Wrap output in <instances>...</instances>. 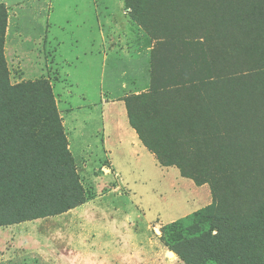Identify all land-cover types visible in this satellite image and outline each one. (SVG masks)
I'll return each mask as SVG.
<instances>
[{
	"label": "trees",
	"instance_id": "16d2710c",
	"mask_svg": "<svg viewBox=\"0 0 264 264\" xmlns=\"http://www.w3.org/2000/svg\"><path fill=\"white\" fill-rule=\"evenodd\" d=\"M155 41L150 87L123 99L160 167L212 202L174 221L188 264H264V0H124ZM0 3V226L83 202L50 84H11ZM176 228V230H173Z\"/></svg>",
	"mask_w": 264,
	"mask_h": 264
},
{
	"label": "rangeland",
	"instance_id": "374dc122",
	"mask_svg": "<svg viewBox=\"0 0 264 264\" xmlns=\"http://www.w3.org/2000/svg\"><path fill=\"white\" fill-rule=\"evenodd\" d=\"M0 3L9 81L50 84L83 193L66 212L0 226V264H188L172 251L167 226L208 206L210 188L122 141L110 122L124 106L106 113L100 104L149 89L155 41L124 0ZM55 55L63 62L48 72Z\"/></svg>",
	"mask_w": 264,
	"mask_h": 264
},
{
	"label": "crops",
	"instance_id": "0c3cea01",
	"mask_svg": "<svg viewBox=\"0 0 264 264\" xmlns=\"http://www.w3.org/2000/svg\"><path fill=\"white\" fill-rule=\"evenodd\" d=\"M62 62L63 61H62L61 57L58 56V55H55V57L52 58V60L49 61V63L47 64V65H49L48 69H47L48 72L50 70V67H60L59 64L62 63ZM100 104H105V107H107L106 108V113L109 112V109H110V107L112 108V106H121V105H123L124 106V111L121 110V112H118L117 115H116L117 118L115 120H111L110 124L113 125V128H114L115 132L117 133V135L119 136V138L122 141H124L125 139H130L131 142H133L134 144L139 145V146L141 145L144 149H146L142 145L140 140L138 139V136H137L136 132L132 128L129 127L127 116H126V122L122 120L123 114L125 113V115H126V109H125V105H124L123 99L111 101L107 97H102V99L100 100ZM106 117L107 116L105 115V120H103V122H102V127H101L102 130H104L103 129V124L107 122ZM105 143L106 142L104 141L103 144H105ZM87 148L95 151V147L93 145H91V144H89V146H87ZM104 153H106V152H104ZM151 155L153 156V154H151ZM154 159H155V157H154ZM107 171L110 172V168H108Z\"/></svg>",
	"mask_w": 264,
	"mask_h": 264
},
{
	"label": "water",
	"instance_id": "95a60500",
	"mask_svg": "<svg viewBox=\"0 0 264 264\" xmlns=\"http://www.w3.org/2000/svg\"><path fill=\"white\" fill-rule=\"evenodd\" d=\"M170 254V253H169Z\"/></svg>",
	"mask_w": 264,
	"mask_h": 264
}]
</instances>
